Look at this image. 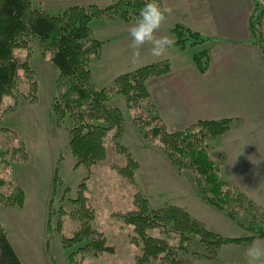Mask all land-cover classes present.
<instances>
[{
    "label": "rangeland",
    "instance_id": "rangeland-1",
    "mask_svg": "<svg viewBox=\"0 0 264 264\" xmlns=\"http://www.w3.org/2000/svg\"><path fill=\"white\" fill-rule=\"evenodd\" d=\"M258 1L264 8V0ZM84 2L87 4L63 7L55 6L52 0H33L32 7L55 15L72 6L104 8L112 3L99 6L88 4L90 1L87 0ZM136 20L104 17L91 21L93 39L102 42L100 53L92 57L90 64L94 87H107L125 74L113 72L119 65L138 60L153 61L149 64L159 62L145 59L144 47L139 58L133 57L129 28L123 29L120 25ZM260 27L264 39V16ZM26 40L27 46L17 49L15 55L26 61L29 69L27 72L19 70V89H15L12 96L5 97L0 105V194L17 195L21 190L24 193L22 207L7 206L0 201V224L23 264H137L141 253L139 240L135 238L133 226L125 225L122 219L128 211L136 210L134 201L138 195L148 201L150 209L168 205L185 208L192 216L195 213L205 220L194 216L210 230L225 237L252 236L254 231L264 227L261 214L247 202L234 201L231 204L229 213L233 217L206 202L202 204L194 180L198 174L193 170L190 158L187 157L181 165L183 168H179L168 155L171 145L160 136L146 137L147 130L151 131L158 122L165 125L150 93L149 80L150 100L157 113L149 111L147 102L131 107L123 95H115L111 105L121 112L122 125L105 136L103 159L89 166L79 163L70 147L69 129L74 122L68 116L57 120L54 114L58 71L51 62V54L44 50L39 38L28 37ZM207 49L210 57L209 43L193 45L189 42L186 48L179 50L177 59H173L175 62L189 60L195 53ZM30 74L32 78L29 80ZM32 83L36 84L35 90L31 88ZM152 117H160V121L155 122ZM235 125L232 123L233 130L223 143L219 140L221 137L208 143L206 137L196 142L207 146L208 154L220 170L224 165L238 168L247 163L251 150L245 145L248 138H241L239 125ZM165 129L168 133H176L166 125ZM197 130L200 138L201 131ZM128 158L134 165L129 164ZM126 167L132 170V177L120 172ZM82 196L87 199L86 207L93 213L92 228L105 236L106 246L110 248L99 256L88 254L84 258L78 250L80 244L68 247L63 244V237L69 236L79 224L60 213L79 210L81 207L73 201ZM193 250L203 254L196 241ZM220 252L213 260L182 253L180 257L188 259L191 264H232L233 258L228 261V253ZM150 264L159 263L152 260Z\"/></svg>",
    "mask_w": 264,
    "mask_h": 264
},
{
    "label": "trees",
    "instance_id": "trees-1",
    "mask_svg": "<svg viewBox=\"0 0 264 264\" xmlns=\"http://www.w3.org/2000/svg\"><path fill=\"white\" fill-rule=\"evenodd\" d=\"M161 5V0H158ZM146 0H114L109 6H72L58 14L52 15L41 9L32 7L33 0H0V105L7 96H12L19 89L21 81L19 70L26 72L29 67L26 61L18 59L15 51L27 46L28 37H37L44 50L51 54V62L58 71V97L54 101V114L57 120L66 116L74 122L70 132V147L77 161L83 165H92L105 157L104 138L113 128L122 125V115L111 105L115 95H123L129 106H139L147 102L149 111L157 113L155 105L150 100L147 81L166 75L171 71L168 60L159 61L118 76L111 85L96 88L92 84L91 59L97 56L102 48V42L93 39L91 21L107 17L115 20H136L140 9ZM264 8L258 0H254V9L249 21L251 43L258 46L264 58V39L261 32V20ZM172 32L175 34L177 45L184 49L187 43L205 44L209 39L188 28L176 25ZM208 49L195 53L193 61L201 73L209 65ZM32 75L28 77L30 78ZM35 83L31 88L35 90ZM155 122L160 117H152ZM161 124V121L158 122ZM158 123L147 130L146 137L165 141L170 146L168 155L174 165L183 168V162L188 157L198 176L194 179L199 190L200 198L219 210L229 213L234 201L247 202L258 209L244 194L238 193L220 173L219 166L208 154L206 147L197 143L198 139L206 137V143L222 137L232 127L231 120L204 122L183 132L168 133L165 125ZM197 127L201 132L198 138ZM129 164H133L131 158ZM134 165V164H133ZM126 171V173H124ZM192 171V170H190ZM127 177H132L128 167L120 170ZM193 172V171H192ZM23 191L17 195L4 196L0 201L7 206L22 207ZM11 202V204L9 203ZM81 207L79 210L66 214L79 224L69 236L63 237L65 247L79 245L78 250L85 256H99L110 248L106 246L105 236L92 228L93 213L86 207L87 199L81 197L73 201ZM136 210L128 211L123 216L125 225H132L135 238L139 240L140 256L137 264H191L188 259L180 257V253L205 258L216 259L221 249L226 245H246L255 238H264V227L252 236L225 237L210 230L205 223L192 216L185 208L168 205L158 209H150L149 203L141 196H136ZM50 215L52 216V213ZM259 212V211H258ZM61 226V222H59ZM202 247L201 253H196L194 243ZM201 254V255H200ZM0 264H23L15 248L0 224Z\"/></svg>",
    "mask_w": 264,
    "mask_h": 264
},
{
    "label": "crops",
    "instance_id": "crops-1",
    "mask_svg": "<svg viewBox=\"0 0 264 264\" xmlns=\"http://www.w3.org/2000/svg\"><path fill=\"white\" fill-rule=\"evenodd\" d=\"M62 1L52 0V4L63 7L87 4L84 0H66L64 4ZM87 1L99 6L112 2ZM161 6L170 7L172 12L161 26L159 36H167L175 42L172 29L180 25L209 39L211 52L208 68L201 73L193 58L174 61L181 49L177 45L158 58L150 55V45L144 46L145 59L171 63L168 74L148 81L161 118L173 132H183L212 121L231 120L235 126L239 125L240 137H247L249 145H245L251 148L247 163L238 168L224 165L220 173L258 209L264 224V58L261 49L251 43L249 21L254 0H161ZM134 23L119 25L130 29ZM151 62L138 60L119 65L113 72L127 73ZM232 130L219 139L221 143L229 138ZM194 216L203 220L195 213ZM253 241L264 247V238L257 237ZM251 243L226 245L221 252L228 253V261L233 258L232 264H248L245 251Z\"/></svg>",
    "mask_w": 264,
    "mask_h": 264
},
{
    "label": "clouds",
    "instance_id": "clouds-1",
    "mask_svg": "<svg viewBox=\"0 0 264 264\" xmlns=\"http://www.w3.org/2000/svg\"><path fill=\"white\" fill-rule=\"evenodd\" d=\"M172 12L170 7H163L158 0H146L140 9L138 19L129 29L133 57L139 58L141 49L147 44L150 55L161 57L166 50L174 46V41L167 36H159L161 26L166 22L168 15ZM245 255L248 264H264V247L257 246L253 241L246 248Z\"/></svg>",
    "mask_w": 264,
    "mask_h": 264
}]
</instances>
